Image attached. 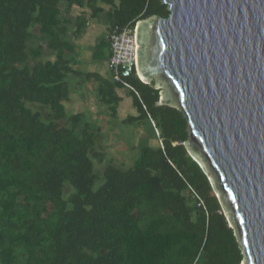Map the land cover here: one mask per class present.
I'll return each instance as SVG.
<instances>
[{"label":"trees","instance_id":"trees-1","mask_svg":"<svg viewBox=\"0 0 264 264\" xmlns=\"http://www.w3.org/2000/svg\"><path fill=\"white\" fill-rule=\"evenodd\" d=\"M169 13L162 0H0V264H242L209 176L185 145L187 119L159 102L154 82L128 79L136 113L123 122L152 123L155 138L129 168L108 163L99 175L95 126L65 110L66 77L80 74L66 54L87 18L124 28ZM45 47L53 60H42ZM101 101L115 115L121 98Z\"/></svg>","mask_w":264,"mask_h":264},{"label":"water","instance_id":"water-1","mask_svg":"<svg viewBox=\"0 0 264 264\" xmlns=\"http://www.w3.org/2000/svg\"><path fill=\"white\" fill-rule=\"evenodd\" d=\"M162 2L136 23L137 77L183 112L242 264H264V0Z\"/></svg>","mask_w":264,"mask_h":264},{"label":"crops","instance_id":"crops-1","mask_svg":"<svg viewBox=\"0 0 264 264\" xmlns=\"http://www.w3.org/2000/svg\"><path fill=\"white\" fill-rule=\"evenodd\" d=\"M70 15L74 17L76 15L75 11H72ZM101 15L103 16V14ZM88 20L90 19L87 18L88 25L85 30L78 36L71 35L70 38L73 47L70 50L71 53L68 52L66 55L70 62V67L79 71L80 74L68 75L66 77L69 85V96L68 100L64 102V106L66 107L65 110L68 115L70 111L84 115L87 113L85 110L86 107L90 108V110L92 108L93 111H91L90 115L94 117V115L100 114L98 106L102 104V94L110 96L113 92L121 98V101L123 97L120 94L121 88L116 87L112 83L110 73L107 69V60L110 51L108 48H104V32L108 24H102V27L95 29L91 27L92 25ZM73 29L71 27V30ZM44 51L48 52V56L52 55V58H48V60L54 59L55 54L49 51L47 47L43 49ZM87 74H92L91 78L86 77ZM80 87L81 91L78 90ZM87 91L90 93L89 96L87 95ZM92 104L96 107V110L91 107ZM85 121L87 120L85 119Z\"/></svg>","mask_w":264,"mask_h":264},{"label":"rangeland","instance_id":"rangeland-1","mask_svg":"<svg viewBox=\"0 0 264 264\" xmlns=\"http://www.w3.org/2000/svg\"><path fill=\"white\" fill-rule=\"evenodd\" d=\"M109 10V7H105V11ZM75 11V14L81 12V9L78 7H73L71 12ZM91 27L97 29L102 27V24L106 25L107 19L105 15L90 17L89 18ZM108 24V23H107ZM44 55L42 60L52 58V55L48 56V52L44 51ZM155 84V83H154ZM163 91L162 87H158ZM81 91V87L78 89ZM120 94L123 97V100L118 103L117 112L115 115H112L108 106H104L100 104L99 110L100 114L91 116L90 113L93 109L86 107L85 110V119L90 122L98 133L97 141H98V149L105 153V161L104 163H99L97 161L95 165L96 172L101 175L104 166L108 163H113L114 165L129 168L135 162V158L139 153V148L141 145L144 144H154L155 138L153 137V124L151 126L147 123L141 124H125L123 120L127 118L129 115H134L136 113L135 109L132 106V98L129 94V91L125 88L120 89ZM87 95L89 96L90 93L87 91ZM29 107H32L31 104H27ZM34 108L41 110L44 112L43 107L33 106ZM96 110V107L91 105ZM90 110V111H89ZM73 111H70V114ZM156 132V131H155ZM157 137V134H156ZM190 153V152H189ZM101 182H97L95 188ZM217 195V193H216ZM218 197V195H217ZM224 214L225 211L223 210Z\"/></svg>","mask_w":264,"mask_h":264},{"label":"built area","instance_id":"built-area-1","mask_svg":"<svg viewBox=\"0 0 264 264\" xmlns=\"http://www.w3.org/2000/svg\"><path fill=\"white\" fill-rule=\"evenodd\" d=\"M135 26H109L104 32V38L108 40L111 51L107 60L111 81L127 90H134L128 79L134 74L137 76Z\"/></svg>","mask_w":264,"mask_h":264}]
</instances>
